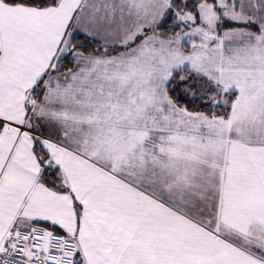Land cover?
Returning a JSON list of instances; mask_svg holds the SVG:
<instances>
[{
    "label": "snow or ice",
    "instance_id": "snow-or-ice-1",
    "mask_svg": "<svg viewBox=\"0 0 264 264\" xmlns=\"http://www.w3.org/2000/svg\"><path fill=\"white\" fill-rule=\"evenodd\" d=\"M0 264H264V0H0Z\"/></svg>",
    "mask_w": 264,
    "mask_h": 264
}]
</instances>
